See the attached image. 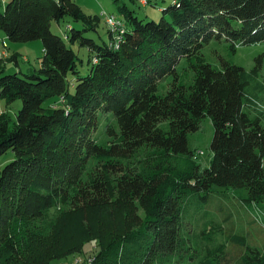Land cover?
Listing matches in <instances>:
<instances>
[{
	"label": "trees",
	"instance_id": "trees-1",
	"mask_svg": "<svg viewBox=\"0 0 264 264\" xmlns=\"http://www.w3.org/2000/svg\"><path fill=\"white\" fill-rule=\"evenodd\" d=\"M120 12L121 38L107 30L109 43L99 44L83 37L98 17L71 0H9L0 11L9 41L40 40L43 50L31 74H3L17 55L0 58V100L22 103L13 124L0 115V157L13 154L0 170V264H51L32 225L56 207L67 217L123 220L115 241L84 264H187L195 258L188 212L201 213L213 192L233 190L246 209L264 198L262 117L244 108L264 51L249 72L223 60L214 66L202 53L211 42L232 52L264 44V0H175L159 22ZM66 17L82 24L67 27V42L92 55L85 76L77 54L51 32ZM103 115L108 140L99 143L91 132ZM206 116L214 133L201 168L188 135Z\"/></svg>",
	"mask_w": 264,
	"mask_h": 264
},
{
	"label": "rangeland",
	"instance_id": "rangeland-1",
	"mask_svg": "<svg viewBox=\"0 0 264 264\" xmlns=\"http://www.w3.org/2000/svg\"><path fill=\"white\" fill-rule=\"evenodd\" d=\"M9 0H0V11ZM77 4L82 12L91 17H98L94 30L83 33L84 38L96 43H109L107 28L101 16L111 15L121 20L125 25L127 20L120 12V7L132 11L133 15L143 20L159 22L162 11L173 5L175 0H71ZM68 26L82 29V24L64 18L60 22H52L51 32L66 42L73 50L81 63L78 64L80 76H85L90 68L91 54L86 48L80 47L77 42L70 43L65 39L68 36ZM264 51V44L237 46L235 52L230 51L224 42H211L202 53L212 65L220 67V62L242 67L249 72L254 66V58ZM6 52L9 57L17 55V66L14 62L3 64V74L22 72L31 74L39 67V58L43 55L40 40L27 43L9 41L0 30V53ZM247 97L244 99V108L250 116H261V125L264 129V68L257 79L252 80ZM22 103L16 100L10 104L0 100V115L4 114L10 124L15 121V115ZM105 116L100 124L91 132V136L99 143L107 142L102 130ZM11 126V125H10ZM213 126L209 117L202 119L199 129L188 135L189 148L192 151V160L201 168H206L211 159L210 143L213 137ZM13 160V154L8 151L0 157V170ZM94 162L88 164V169ZM227 192V191H224ZM226 196L227 200L224 199ZM215 200L208 204L201 213L188 212L184 225L187 231L188 246L193 253L194 260L187 264H264V198L252 207L240 208L238 194L233 190L227 195L213 192ZM222 205L217 208L216 204ZM201 209V208H200ZM63 209H51L32 225L40 233L38 251L51 264H84L93 261L100 252L101 244L115 241L114 232L124 228L120 215L111 218L90 215L64 216ZM191 215V216H189ZM262 229L260 230V226ZM113 234V235H111ZM204 234L212 235L211 239H204ZM245 246L255 250L251 253Z\"/></svg>",
	"mask_w": 264,
	"mask_h": 264
},
{
	"label": "built area",
	"instance_id": "built-area-1",
	"mask_svg": "<svg viewBox=\"0 0 264 264\" xmlns=\"http://www.w3.org/2000/svg\"><path fill=\"white\" fill-rule=\"evenodd\" d=\"M101 16L104 19V24L107 30L114 36L116 40H119L121 38L120 37L121 34L123 33L124 23L121 20L111 15H105L104 13H102ZM5 57H6L5 52L0 53V58L4 59ZM95 61L96 60H93V63H95Z\"/></svg>",
	"mask_w": 264,
	"mask_h": 264
},
{
	"label": "crops",
	"instance_id": "crops-1",
	"mask_svg": "<svg viewBox=\"0 0 264 264\" xmlns=\"http://www.w3.org/2000/svg\"><path fill=\"white\" fill-rule=\"evenodd\" d=\"M42 52H43V50H42ZM5 54H6V57H5V58L9 57V55H8L6 52H5ZM5 58H4V59H5Z\"/></svg>",
	"mask_w": 264,
	"mask_h": 264
}]
</instances>
